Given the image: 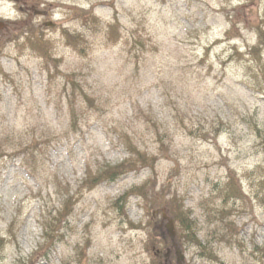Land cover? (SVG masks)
<instances>
[{"label": "rangeland", "instance_id": "374dc122", "mask_svg": "<svg viewBox=\"0 0 264 264\" xmlns=\"http://www.w3.org/2000/svg\"><path fill=\"white\" fill-rule=\"evenodd\" d=\"M259 27L264 0H0V264H264Z\"/></svg>", "mask_w": 264, "mask_h": 264}, {"label": "trees", "instance_id": "16d2710c", "mask_svg": "<svg viewBox=\"0 0 264 264\" xmlns=\"http://www.w3.org/2000/svg\"><path fill=\"white\" fill-rule=\"evenodd\" d=\"M261 29H263V27H259V29L256 28V32H258V35H259V37H258L259 43H261L263 38H264V31L262 32ZM35 35H36L37 39L35 37H32L34 40L33 43L36 44V46H39L41 44V41H42V36L38 33H36ZM252 55H253L252 60L257 62V64H259L260 55L257 53V51L253 50ZM248 68L251 69V67H248ZM261 69H264L263 65H262ZM261 69L258 72L256 71L255 73H253L252 76L254 77V80L256 78H258V80H255L256 86H259V88L261 87L262 89H264V81H263V79L260 80L261 76L259 75ZM123 169H124V167L122 165H116L114 167V169H112L110 171H108V170L105 171L104 178L107 180L117 178V177H119L125 173V171ZM238 184L239 183H238V180L236 179V177H234V175L230 174L227 182L224 184L223 187H221V190L219 191L220 196L225 200H227V199L243 200L245 198V196L242 194L241 188ZM169 214L173 217V220L175 223L183 226L179 237L182 238L183 240L189 238L191 227H190L189 222H187V220H184L183 222H181L182 218H183L182 211L177 210V208H175V210L171 209V212L169 211Z\"/></svg>", "mask_w": 264, "mask_h": 264}, {"label": "water", "instance_id": "95a60500", "mask_svg": "<svg viewBox=\"0 0 264 264\" xmlns=\"http://www.w3.org/2000/svg\"><path fill=\"white\" fill-rule=\"evenodd\" d=\"M168 219V225H167V229H168V232H169V237L170 238H174L175 236V231H174V222L172 219Z\"/></svg>", "mask_w": 264, "mask_h": 264}]
</instances>
